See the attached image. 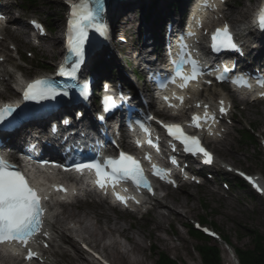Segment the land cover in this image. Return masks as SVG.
Returning <instances> with one entry per match:
<instances>
[{
	"label": "snow or ice",
	"instance_id": "1",
	"mask_svg": "<svg viewBox=\"0 0 264 264\" xmlns=\"http://www.w3.org/2000/svg\"><path fill=\"white\" fill-rule=\"evenodd\" d=\"M202 8H214L215 5L211 3V0H203ZM103 4L101 0H95L94 5L89 4V0H78L77 3L70 5V14L68 19V38L67 47L70 53L76 57H82L84 52V44L88 38L89 29H95L101 35H105V25L102 23ZM34 25L42 31V26L33 22ZM201 21L198 19L197 24ZM258 27L264 30V8H261L258 15ZM194 35V33H190ZM212 48L213 50L231 49L234 51H240L237 45L233 42V38L225 25L222 29H217L212 35ZM187 46L181 43V59L179 61H173L175 65L174 75L171 78V82L175 83L179 78L183 81L180 85L181 88L186 87L187 83L195 80L199 75L203 73L200 71L197 61L190 58L185 60L187 53L184 49ZM187 62L191 65V72L185 74L183 71V65ZM79 67V60L75 62L70 71H66L62 66L60 72L64 76L74 77L77 68ZM229 72L228 68H225L218 76L217 79L223 80L225 75ZM234 83H242L246 87L251 85L241 79V81H233ZM257 85L264 87V79H258ZM165 87L166 85H161ZM57 94V89L54 87L52 81L48 79H36L29 83L24 88L23 99L32 101H41L54 98ZM64 95H67V91H64ZM264 95V93H261ZM111 100V98H107ZM167 100L168 98L165 97ZM183 102V98H179ZM220 112L224 113L226 110L223 107V101L220 102ZM171 106V105H170ZM199 107V105H197ZM207 109V105H205ZM13 109L10 106L0 108V121H3L6 115H11ZM150 119V118H149ZM203 119L207 121L209 116L205 111V116L200 118L193 116V123L196 127L200 124L197 122ZM214 119V117H213ZM139 127L150 137L149 129L140 122ZM168 135L175 140H179L184 145V150L193 154H202L205 158V162L210 163V154L201 146L200 141L195 136L186 135L179 125H165ZM149 144L153 142L149 138ZM139 144V142H138ZM155 146V145H153ZM150 159V157H146ZM94 169L96 172V183L101 187H105V180L109 178L115 179H131L138 187L143 186L151 191V187L146 177L143 175V171L138 161L133 157L121 153L119 158L108 157L103 162L94 161L88 165H77L76 171H81L83 168ZM110 169V171H108ZM154 174L160 175L166 171L157 169L156 165H153ZM243 175V174H241ZM163 178V176H161ZM255 185L252 178H247ZM257 190L264 191L257 186ZM43 199H47L44 197ZM117 199L124 201V197L117 194ZM46 209L42 205V198L38 196L37 191L29 185V182L25 176L18 170H15L12 165L0 157V243L3 242H16L19 245L27 248L26 258L31 260L38 254L33 252L31 248H28L30 241L39 233L44 222V213ZM47 235V233H43Z\"/></svg>",
	"mask_w": 264,
	"mask_h": 264
},
{
	"label": "bare ground",
	"instance_id": "2",
	"mask_svg": "<svg viewBox=\"0 0 264 264\" xmlns=\"http://www.w3.org/2000/svg\"><path fill=\"white\" fill-rule=\"evenodd\" d=\"M120 1V2H119ZM150 2L151 0H135L134 6L136 11H131V13H127L126 15H123L121 18L117 16L120 20V23L123 24V17H125V20L127 22H130L132 25L134 24V17L135 13L138 11H141L142 13L147 7H142L143 2ZM173 0H158L160 3V8L162 11L167 10V3L171 2ZM242 7L244 8L245 1L250 2V4H254L256 0H240ZM122 1H112L111 3V9H109V14H116L119 12L120 3ZM158 3V5H159ZM133 4V2H132ZM258 5V3H257ZM250 6V5H249ZM248 7L245 9L236 11L240 13L242 17H247V11ZM144 25H141V29H144ZM146 26H151L150 24H146ZM123 28L126 31L125 26L123 25ZM129 28V24L127 26V29ZM128 32V31H127ZM24 33L22 31L12 30L8 32V37L11 40L19 41L22 43L24 38ZM46 41V40H45ZM47 42V49L43 48V51L45 55L48 57L50 61L54 60L57 56V50L60 47V39L59 37H53L52 41H46ZM2 48L0 49V52L3 53L6 57L5 61L10 62L11 58L8 54V51L6 50V46L4 44H1ZM264 47V46H263ZM3 68H5L4 65H0ZM44 66L46 67L45 63ZM15 69L19 70L20 68L17 65H14ZM24 73H27L28 71H23ZM4 77V74L0 71V78ZM17 80L19 79V76L15 75ZM15 80V84L18 82ZM250 106L248 105L246 108V112L250 110ZM263 110V111H262ZM254 112L258 114H262V120L261 123L264 124V109H257L254 110ZM247 115H250V113H247ZM17 134H19L17 132ZM12 142V141H10ZM221 146H225L224 144H221ZM225 152L227 153V148L225 146ZM238 159V157H236ZM208 188V187H207ZM169 192V191H168ZM171 193V192H169ZM167 194L166 198H169V200L164 202H157L156 206L148 211V213L143 216L144 219L147 222V225L145 226V229H138L140 230L141 237L144 239L155 240L159 241L164 249L173 251L175 254H178L179 252H185L187 246L186 245H179L176 246L171 243V239L166 237L164 233H167V236L175 238L176 241H179L178 239L182 237H186V234L183 236V234L177 235L176 230L173 227V223H180L182 225L188 224L189 214L191 210H194L197 208V203L193 201L191 198V195H178V194ZM167 204V205H165ZM225 206L229 204L227 200L224 201ZM108 205H104L102 203H96L91 205H82L79 203H76L70 207H66L63 212L61 213L60 217L55 220L52 225L55 226V228L62 230L65 228L68 224V222H71V225L69 227L70 231L73 233L74 236H76L81 242L88 245L92 250L100 254L106 259H110L111 261L115 262L116 264H144V261L142 258L138 259L135 256H143L144 248L142 244L139 243L140 239L136 238L134 235L130 234L131 227H124L123 225H117L113 223V220L108 215L110 214V208L107 207ZM75 207H79L77 210ZM158 207H163L165 209H168L169 212L165 213L163 211H159ZM170 207L173 210L178 209L179 212L173 214V210L170 209ZM237 211H241L242 208H236ZM163 224H166L167 226L172 225V228H166L163 230ZM144 225V224H143ZM58 232V231H56ZM158 232H161L165 237H162L158 234ZM139 235V234H138ZM59 236V235H57ZM115 236H121L124 237V239L128 242V248L127 250L120 251L119 245L114 238ZM59 239L63 242H66L68 245H70L71 249H64L63 247H59L55 251L51 252V256H55L58 258H61L63 261V264H84V262L87 261V258L84 257L82 252L79 250L78 245L74 242L71 243V238H69L66 235L60 236ZM221 242V241H219ZM222 244V243H221ZM223 246V244H222ZM225 249V246H224ZM133 255L134 257H132ZM60 261V260H59ZM58 261V262H59ZM52 262H56L55 259L52 260Z\"/></svg>",
	"mask_w": 264,
	"mask_h": 264
},
{
	"label": "rangeland",
	"instance_id": "3",
	"mask_svg": "<svg viewBox=\"0 0 264 264\" xmlns=\"http://www.w3.org/2000/svg\"><path fill=\"white\" fill-rule=\"evenodd\" d=\"M256 2H257V0L254 2L253 5L251 4L249 14H250L251 10L253 9ZM248 3L250 4V2L245 1L246 6L248 5ZM229 8H230L231 12L237 11L238 9H244L239 0H231V2L229 4ZM230 11H229V13H230ZM64 15H65V9L59 0H39V4L37 6L33 7L29 11L27 10V11L21 12V16H23V20H25L26 18L31 17V16H36V17H39L41 19L47 18V21L50 22L52 26H54L53 28L55 30H57L56 33H52V34L49 33L50 37H56V36L59 37L60 36L58 30L62 29V20H63ZM230 17H235V19L240 18L239 15L232 14V13H231ZM57 21H59L60 27L59 26L56 27ZM25 25H26V23H25ZM51 40H49V41H51ZM39 56L37 55V57L39 58L37 60V62L31 61L30 65H32L33 67H37V68H45L42 65L46 61L49 64L52 63L48 58L44 57L42 54L39 53ZM35 71H32V72H35ZM257 106L260 109H262V107H264V103H259V104H257ZM241 113H243V112H239V114H241ZM245 117H246V115H245ZM262 119H263L262 114L253 113L249 119L247 118V122L251 121L255 124V126H263L264 127V124L261 123ZM252 152H253L252 146L241 145L240 152L237 151V153H239L237 155H239V157H240L239 160H240L241 165L238 163H233V161L231 159H229V163L233 164L236 167H239V166L249 167L250 163H249V160L247 159V157L249 155H251ZM192 193L195 195V190H192ZM204 199L207 201L208 209L210 211L216 210V209H225V207H223L222 205L220 206V202L216 196H210V195L206 194ZM194 201L197 203V208H195V210L190 214L189 220L190 219L196 220V219H199L200 217H203L202 216L203 215L202 210L199 206V201L196 199V197H195ZM231 204H232V206H236V204H234L233 201L231 202ZM240 207L243 208V205H240ZM217 214L218 215L215 216L214 218H212L211 221H214L215 223L217 222L218 226L222 225L224 227V232L230 238V240L234 246H239L242 248H248L251 246V238L246 233L247 231H252V230L258 231V230H260V231L264 232V228H263L264 223H261V224H258L256 226L252 227V228H249V230H248V228L245 229L247 226H251L253 223V220L255 219L254 216L249 212H246L243 215V218L239 224H237L233 219H229L220 210H219V213L217 212ZM111 216L114 219L113 221L116 222L115 224H117L118 226L123 225L124 227L128 228L129 223L132 222V224H131L132 228L130 229L129 232L131 235H134L136 238L140 239L141 233H140V230H138V229H145L144 225L142 224L143 219L136 218L134 220H127V219L123 220L121 217L117 219V218H115V215L113 213H111ZM176 224L177 223H173L172 225H173L174 229L176 230L177 235L183 234V236H184L185 234L183 233V230L180 229L179 225H176ZM162 228H163V230H161V231L164 232V229L168 228V226L166 224H163ZM158 234L162 237H165V235H163L161 232H158ZM239 234L241 236H239ZM166 237L170 238L171 243L176 245V246L186 245L187 246L186 253L185 252H179L178 254H175L173 251L164 249L162 244L159 241H155V240L149 241L148 239L143 240V238L141 237L139 243L142 244V246L144 248V253H143V256L138 255L135 257L138 259L142 258V260L144 261V264H152L154 256H153L152 252L149 250V248H150V246H153L156 248V250H158L160 252H165L166 254H168L171 258L175 259L179 264H198L196 254L193 250V247L196 245V242L194 240H192L188 236L178 239L179 241H176L175 238L173 239L172 237H169V236H166ZM116 240L119 243L120 250H124L128 247V243L123 238L116 236ZM83 255H85V254L83 253ZM131 256L134 257L133 255H131ZM112 263L116 264L115 262H112ZM229 264H231V262Z\"/></svg>",
	"mask_w": 264,
	"mask_h": 264
},
{
	"label": "trees",
	"instance_id": "4",
	"mask_svg": "<svg viewBox=\"0 0 264 264\" xmlns=\"http://www.w3.org/2000/svg\"><path fill=\"white\" fill-rule=\"evenodd\" d=\"M203 257L204 264H218L216 252L213 248L206 246L199 247ZM238 256L244 264H264V241L263 244H257L251 252H240ZM158 264H173L169 259L163 257Z\"/></svg>",
	"mask_w": 264,
	"mask_h": 264
}]
</instances>
